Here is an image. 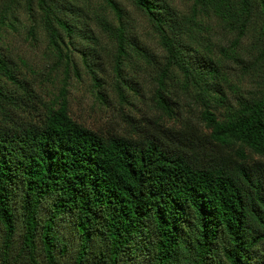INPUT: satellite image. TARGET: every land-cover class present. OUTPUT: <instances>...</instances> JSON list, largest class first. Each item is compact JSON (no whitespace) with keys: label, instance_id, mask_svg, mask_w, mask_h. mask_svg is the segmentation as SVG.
I'll use <instances>...</instances> for the list:
<instances>
[{"label":"trees","instance_id":"obj_1","mask_svg":"<svg viewBox=\"0 0 264 264\" xmlns=\"http://www.w3.org/2000/svg\"><path fill=\"white\" fill-rule=\"evenodd\" d=\"M14 1L1 26L14 28ZM87 1L35 0L66 76L73 35L95 40ZM102 1L117 22L97 19L114 42L111 81L93 45L79 50L105 107L96 126L72 116L65 89L36 92L0 44V263L264 264V0H189L180 16L130 0L160 61ZM132 54L154 68L148 94Z\"/></svg>","mask_w":264,"mask_h":264},{"label":"rangeland","instance_id":"obj_2","mask_svg":"<svg viewBox=\"0 0 264 264\" xmlns=\"http://www.w3.org/2000/svg\"><path fill=\"white\" fill-rule=\"evenodd\" d=\"M6 1L0 0V8L4 3L7 4ZM116 2L124 10L131 35L144 49L154 56L155 60H162L164 51L158 43L157 33L152 29L148 20L134 8L130 0H116ZM164 2L166 8L178 16L187 13L190 9L189 0H165ZM26 3V0H15L14 3H10L15 15L14 28L1 26L0 24V34L3 38L0 39V44L3 52L19 65L20 74L24 75L35 91L44 95L45 99H49V92L52 91L58 96L60 91L65 89L64 96H67L69 109L75 119L89 126L103 123L105 107L95 98L94 84L82 63L79 50L89 45L94 46V54L99 59L102 67L97 70L98 75L105 77L107 82H110L113 77L114 42L100 27L97 19L99 17L104 18L105 15L111 25H117L112 13L102 0L87 1L86 11L80 14L82 16L81 21L87 23V26L83 25V27L90 30L95 40L87 42L86 39L73 35V44L70 45L69 55L72 64L76 65V67L71 65L70 73L66 76L63 62L58 65L56 63L57 58L50 49L51 46L48 43L46 31L41 24L42 13L37 9L35 0L31 4L33 6L32 12L27 11ZM32 27H34L33 35L30 34ZM222 34V32L218 31L212 42L221 39ZM242 41L245 43L249 40L245 36ZM225 44H228L226 39ZM74 47L76 49H72ZM129 61L134 62L132 64H136L137 78L141 83L142 90L148 94L150 74L154 70L153 66L148 65L141 58H136L133 54L130 56ZM130 64L124 67L125 71H130ZM228 65L230 72L234 74L235 78L242 74L235 63L229 62ZM243 81V87L248 88V77L244 76ZM108 93L111 95L109 90ZM140 105L143 109L146 108V105L142 103ZM64 233H67V226L63 228Z\"/></svg>","mask_w":264,"mask_h":264}]
</instances>
